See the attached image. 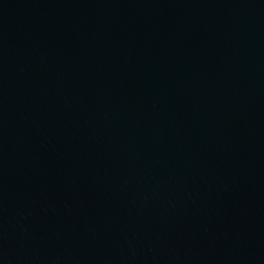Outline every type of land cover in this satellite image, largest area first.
<instances>
[{"label": "water", "instance_id": "water-1", "mask_svg": "<svg viewBox=\"0 0 264 264\" xmlns=\"http://www.w3.org/2000/svg\"><path fill=\"white\" fill-rule=\"evenodd\" d=\"M0 264H91L0 241Z\"/></svg>", "mask_w": 264, "mask_h": 264}]
</instances>
